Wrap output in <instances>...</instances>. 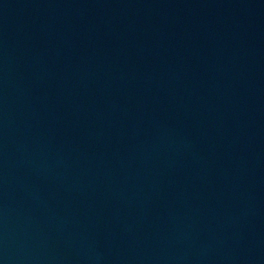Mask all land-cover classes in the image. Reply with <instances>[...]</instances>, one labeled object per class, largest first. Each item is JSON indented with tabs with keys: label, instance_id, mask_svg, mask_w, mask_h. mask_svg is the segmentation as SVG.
I'll list each match as a JSON object with an SVG mask.
<instances>
[{
	"label": "water",
	"instance_id": "1",
	"mask_svg": "<svg viewBox=\"0 0 264 264\" xmlns=\"http://www.w3.org/2000/svg\"><path fill=\"white\" fill-rule=\"evenodd\" d=\"M0 264H264V0H0Z\"/></svg>",
	"mask_w": 264,
	"mask_h": 264
}]
</instances>
